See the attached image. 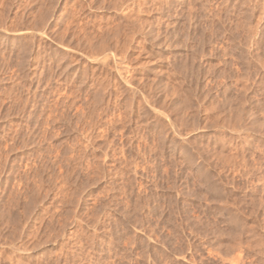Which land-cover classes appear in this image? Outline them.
<instances>
[{"label": "rangeland", "instance_id": "obj_1", "mask_svg": "<svg viewBox=\"0 0 264 264\" xmlns=\"http://www.w3.org/2000/svg\"><path fill=\"white\" fill-rule=\"evenodd\" d=\"M0 264H264V0H0Z\"/></svg>", "mask_w": 264, "mask_h": 264}, {"label": "bare ground", "instance_id": "obj_2", "mask_svg": "<svg viewBox=\"0 0 264 264\" xmlns=\"http://www.w3.org/2000/svg\"><path fill=\"white\" fill-rule=\"evenodd\" d=\"M181 153H182V152H181ZM182 154H183L184 157H186V156L184 155V153H182ZM185 154H186V153H185ZM187 159H188V158H187ZM191 160H192L191 157H189V161H188V162L190 163ZM186 162H187V161H186ZM202 170H203V166L198 164V165L196 166V169H195L194 171H195V173H200V172H202ZM197 175H198V174H197Z\"/></svg>", "mask_w": 264, "mask_h": 264}]
</instances>
